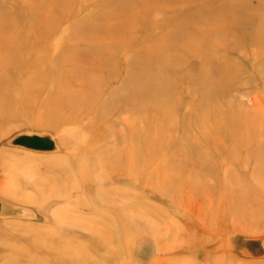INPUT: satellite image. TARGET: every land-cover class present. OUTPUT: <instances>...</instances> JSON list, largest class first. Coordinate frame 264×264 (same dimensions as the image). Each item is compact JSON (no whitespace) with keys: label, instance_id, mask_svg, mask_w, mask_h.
Here are the masks:
<instances>
[{"label":"rangeland","instance_id":"374dc122","mask_svg":"<svg viewBox=\"0 0 264 264\" xmlns=\"http://www.w3.org/2000/svg\"><path fill=\"white\" fill-rule=\"evenodd\" d=\"M0 13V264H264V0Z\"/></svg>","mask_w":264,"mask_h":264},{"label":"water","instance_id":"95a60500","mask_svg":"<svg viewBox=\"0 0 264 264\" xmlns=\"http://www.w3.org/2000/svg\"><path fill=\"white\" fill-rule=\"evenodd\" d=\"M18 144L32 149V150H39V151H50L53 147L52 142L47 138L42 137H24L19 139ZM0 211H1V204H0ZM260 248L264 252V240L260 242Z\"/></svg>","mask_w":264,"mask_h":264},{"label":"bare ground","instance_id":"6f19581e","mask_svg":"<svg viewBox=\"0 0 264 264\" xmlns=\"http://www.w3.org/2000/svg\"><path fill=\"white\" fill-rule=\"evenodd\" d=\"M145 7H146V6H145ZM145 7H144V8H145ZM135 13H136V12H135ZM135 13H133V14H135ZM0 16H1V13H0ZM4 16H5V15H4ZM55 21H56V20H55ZM43 47H44V46H43ZM33 50H34V49H33ZM89 55H90V54H89ZM257 162H258V161H257ZM257 162H256V163H257ZM255 168H256V167H255Z\"/></svg>","mask_w":264,"mask_h":264}]
</instances>
